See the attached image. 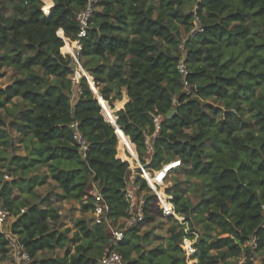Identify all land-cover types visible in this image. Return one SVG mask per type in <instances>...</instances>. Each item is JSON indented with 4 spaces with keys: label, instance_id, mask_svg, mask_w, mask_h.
<instances>
[{
    "label": "trees",
    "instance_id": "trees-1",
    "mask_svg": "<svg viewBox=\"0 0 264 264\" xmlns=\"http://www.w3.org/2000/svg\"><path fill=\"white\" fill-rule=\"evenodd\" d=\"M190 3L194 10L185 11ZM86 4L54 0L45 12L43 0H0V78L8 69L13 76L0 87V167L5 169L0 205L14 217L10 230L31 264H100L109 251H117L125 264H188L182 246L188 238H196L192 264H237L244 252L252 264L256 252L264 254V0L97 2L80 60L112 117L113 102L126 88L129 101L116 113L125 133L122 155L126 144H134L150 170L180 160L168 175L185 177L175 178L167 192L194 233L163 213L141 171L135 172L139 191H149L143 222L154 219V205L171 222L166 243L156 245H150L151 231L141 232L143 222L116 242L109 224L94 217L76 218L71 235L58 224L55 203L78 201L84 212H93L95 187L111 224L129 208L130 163L117 157L115 126L86 78L81 94L74 88L72 57L60 35L76 38L77 15ZM196 20L201 27L192 34ZM181 24L190 32L184 45L188 90L178 68ZM74 121L89 142L85 155L74 138ZM153 135L154 150L146 160ZM20 145L25 154L17 153ZM49 179L54 189L42 196L36 188ZM252 238L255 250L246 245ZM10 251V239L0 230V259Z\"/></svg>",
    "mask_w": 264,
    "mask_h": 264
},
{
    "label": "built area",
    "instance_id": "built-area-1",
    "mask_svg": "<svg viewBox=\"0 0 264 264\" xmlns=\"http://www.w3.org/2000/svg\"><path fill=\"white\" fill-rule=\"evenodd\" d=\"M98 0H87L86 6L80 10V12L77 15L78 23H79V32L76 36L75 39H71L69 37L64 36L63 32L60 31V35L62 36L64 40V47L67 46V53H69L72 57V62H73V75H72V83L74 85V88L79 92V94L82 93L81 89V82L82 79L85 77L93 91H96L90 82V78L94 81L93 76L84 68L82 65V62L80 60V53L82 50V38H84L87 35L88 28L90 27V22H91V17L96 9ZM45 12H49V9L46 8V5L43 7ZM196 25L197 31L200 30L201 25L199 22L196 20ZM195 33V29H192V34ZM183 52H185L183 50ZM180 56L179 63H178V68L180 71V74L184 78V88L186 90L189 89V84L187 79L188 75V67L186 64V53H183ZM95 84V83H94ZM98 92V90H97ZM76 93L74 92L72 95V100L75 98ZM108 103V102H107ZM101 105L104 110V114L107 118L108 121H110L113 125H115V129L118 135L119 140L121 141V135H125L124 131L122 128L117 124L116 122V116L113 115V117L108 113L106 106L101 102ZM156 121L159 125L160 123V116L156 117ZM71 127L74 129V138L76 139L77 143L79 144V149L80 151L85 155L86 151L89 148V142L87 139L84 137L82 131L79 129V124L77 121H74L71 123ZM122 132V134H120ZM158 132V131H157ZM127 136V135H126ZM156 135H153L150 139L147 140V151L148 153H152L154 150L153 147V141L155 139ZM129 139L130 137L127 136ZM131 141V140H130ZM132 142V141H131ZM133 144V143H132ZM135 147V145L133 144ZM136 148V147H135ZM128 151V152H127ZM124 154L126 157L122 156L120 153V149L118 150L117 157L122 158L123 160H126L130 163V167L132 169V172H134V165L136 164L135 167L137 170H140L142 173V176L146 179L149 187L152 189L153 193L155 194L157 200L159 201L160 207L163 210V213L165 215H173L177 220H179L181 223L187 225L186 231L188 233H194L190 232L188 228V224L186 221V218L184 216L179 215L176 212L175 205L172 201V195L167 192L168 185L165 183L168 173L173 167H177L181 164L180 160H174L164 166V168L160 169V172H162L163 169L166 170V173L162 177L156 176V179L154 182H151L150 176L154 177L157 171L150 170L148 167L143 164L139 157L138 154L132 151V149H124ZM172 165V166H171ZM171 166V168H170ZM169 167V168H168ZM8 177V176H6ZM135 187V185H134ZM134 187H131L130 184L127 188L126 191V196L127 199L129 200V208H128V213L126 217L122 218L118 224L113 225L111 224V221L108 219V205L104 202L103 197L100 193H98L96 197V205L93 210L94 218L97 223H102V222H107L109 224L111 233H112V240L114 242L121 240L124 235H125V230L127 228L134 227L141 222L144 221L145 219V214H144V203H145V198L144 195L141 197H138L137 193L134 191ZM139 188V186H137ZM8 216V212L3 209V207L0 205V225L2 226L3 223L6 221V218ZM10 239L11 246L17 250L19 253V257L21 261L24 264H31L32 258L30 254L24 249L23 245L20 244V242L16 239L13 238L11 235L8 237ZM196 241V238L193 240L191 238L185 239L184 243L186 245H183V248L186 250L195 251L194 243ZM252 248V250H255L257 248V241L255 238H252L248 243L246 244ZM100 264H125L123 261L122 256L117 252V251H109L106 253L102 258L100 259ZM237 264H248V257L246 252H244L238 259H237Z\"/></svg>",
    "mask_w": 264,
    "mask_h": 264
},
{
    "label": "rangeland",
    "instance_id": "rangeland-1",
    "mask_svg": "<svg viewBox=\"0 0 264 264\" xmlns=\"http://www.w3.org/2000/svg\"><path fill=\"white\" fill-rule=\"evenodd\" d=\"M43 2H44V5H46V0H43ZM194 8H195V3H190L184 9H185V11H190L191 9L194 10ZM197 27L198 26L195 25V27H194L195 32H197ZM181 30H182L183 41L181 42V44L179 46L180 47V53H182L183 50L185 51L183 53H186V48H185L184 45H185V42L187 40V36L190 35V32H187L185 30V26L182 25V24H181ZM12 77H13L12 76V70L8 69L6 74L3 77L0 78V87L5 86L7 83L11 82L12 81ZM184 90H186V89L184 88ZM94 93L99 99L100 96H99L98 92L94 91ZM16 102H17V99H16ZM107 104L110 106L109 103H107ZM9 106H10L11 110H15L16 109L15 105H13V104H10ZM112 109H114V108H112ZM115 114L116 113L114 111L113 115H115ZM11 118H12V116H9L7 118V121L11 120ZM12 134L14 136H17V134H18L17 130H13ZM120 144H121V141L119 140L118 150H119ZM128 147H130V149L134 150L136 152V154H138V152H137V150H136V148L134 146L131 147V146L128 145ZM17 148H18L17 149V153H19V154H25L26 153L24 145H20ZM123 148H125V146ZM9 151H11V149H8V152ZM3 155L6 156L7 153H3ZM13 156H14V154L8 155V158H12ZM150 156H151L150 153H146L145 154L146 160H148ZM138 157H139V154H138ZM172 161H174V160H172ZM3 162L4 161L0 162V166H1V164H3ZM133 165H134V170L135 171L132 172V174L129 175L128 180H129V184H130L131 187H134V185H135L134 191L137 193L138 197H141L144 194L149 193V191L148 190L139 191V189L137 188L138 185L135 183V180H136L135 172L137 171V169L135 167L136 164H133ZM171 166H170V168H171ZM0 170H4L5 171V169H3L1 167H0ZM43 170H44V168L42 167L40 169V171H43ZM154 171H157V172H156L155 176L151 177V178H155V179H156V176H158L160 178V177L164 176L165 173H166L165 169H163L162 172H160V170H154ZM36 172L37 171H33L32 170L30 172V174H35ZM6 176H8V177H6ZM5 178L8 179L9 175L6 174ZM143 178H144V176H143ZM175 178H181L182 180L185 179V177H183V176L175 177V172L171 171L170 175L167 176V179H166L165 183L168 186H172L173 183H174V179ZM54 184H55L54 181L49 179V182L47 184L42 185L40 187H37L36 190L42 196H45L47 194V192H49L50 190L54 189L53 188ZM15 192L18 193V189L17 188L15 189ZM191 199L194 200V201L196 200L195 197L192 194H191ZM55 205L59 207L60 213H61V219H60L58 224H60V228L63 229V230H67V229L70 228L71 229L70 232H69L70 235L73 234V232L75 231V228H74L75 225L74 224H75L76 218H78L80 216H85L87 218H93L94 217V214H93V212L91 210L84 212L82 210L81 203L78 202V201L63 200V201L56 202ZM151 214L154 215V219L153 220H146L145 222H143L141 224V232H144V231H151L152 232L151 239L153 241H152V243L150 245H156L159 242H163L165 244L166 243V237L168 235L167 229H168L169 224L171 222H170V220L165 219L160 214L159 208H157L156 205H154L152 207V213ZM13 220H14V217L11 216V215H8L7 218H6V221L3 223V225L2 226L0 225V230H2L7 237H9L11 235L13 238L17 239V236L14 235L11 232V230H10V227H11V224H12ZM182 244L186 245V243H184V242ZM188 245H186V246H188ZM194 252L195 251H191V250H188L186 252V259H187L188 264H192L194 262H197L196 259H192L191 258V255ZM59 253L63 254V251L57 250L56 254H59ZM252 262H253L252 264H263V262H264V254L262 252H256L255 255L252 258ZM0 264H24V263L21 261V259L19 257V253L17 252V250H15V248L13 246H11V251L9 253V256L7 258L0 259Z\"/></svg>",
    "mask_w": 264,
    "mask_h": 264
},
{
    "label": "crops",
    "instance_id": "crops-1",
    "mask_svg": "<svg viewBox=\"0 0 264 264\" xmlns=\"http://www.w3.org/2000/svg\"><path fill=\"white\" fill-rule=\"evenodd\" d=\"M46 5L47 2H46ZM54 5V0H51V6H49V10L50 8ZM122 102V104L120 106L117 105L118 102ZM129 101V96L127 94V91H126V88L124 87L123 90H122V98L121 99H116L114 102H113V108H114V111L115 113H117L120 109L124 108L125 104ZM126 146H128L126 144ZM95 196L99 193V191L97 190V188L95 187L94 189V192H92Z\"/></svg>",
    "mask_w": 264,
    "mask_h": 264
},
{
    "label": "bare ground",
    "instance_id": "bare-ground-1",
    "mask_svg": "<svg viewBox=\"0 0 264 264\" xmlns=\"http://www.w3.org/2000/svg\"><path fill=\"white\" fill-rule=\"evenodd\" d=\"M49 0H46V2H48ZM46 8L47 9H49V6L48 5H46ZM67 49H68V47L67 46H65L64 47V50L65 51H67ZM90 82H91V85H93V83H94V81L90 78ZM93 87V86H92ZM94 87H95V84H94ZM100 100H101V102H102V99H101V97H100ZM122 133V132H121ZM119 149H120V147H119ZM124 149H130V147H128V146H126L125 145V148ZM133 152H135L134 150H132ZM120 153L122 154V152H121V150H120ZM136 153V152H135ZM123 156V155H122ZM151 177V176H150Z\"/></svg>",
    "mask_w": 264,
    "mask_h": 264
},
{
    "label": "water",
    "instance_id": "water-1",
    "mask_svg": "<svg viewBox=\"0 0 264 264\" xmlns=\"http://www.w3.org/2000/svg\"><path fill=\"white\" fill-rule=\"evenodd\" d=\"M96 87V86H95ZM97 89V88H96ZM97 92V91H96ZM99 94V93H98ZM99 96L101 97V98H103L100 94H99ZM100 97H99V100H100ZM104 99V98H103ZM100 103H101V100H100ZM174 112V110H171L169 113H168V116H171L172 115V113ZM115 116H116V114H115ZM115 126V125H114ZM10 161H11V159H10ZM9 168H10V163H9V165H8V171H9Z\"/></svg>",
    "mask_w": 264,
    "mask_h": 264
}]
</instances>
